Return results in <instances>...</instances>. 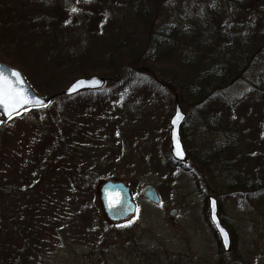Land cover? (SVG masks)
Listing matches in <instances>:
<instances>
[{"label":"rangeland","instance_id":"obj_1","mask_svg":"<svg viewBox=\"0 0 264 264\" xmlns=\"http://www.w3.org/2000/svg\"><path fill=\"white\" fill-rule=\"evenodd\" d=\"M73 1L88 13L96 10V25L60 27L57 35L52 26L47 37L37 33L49 29L39 13L43 5L62 7V0H0V63L22 73L37 94H61L80 78L109 79L94 94L74 101L59 96L1 129L0 264L22 249L25 264H264V92L234 103L256 83L263 89L264 60L222 89L225 100L214 106L187 103L176 84L184 73L205 68V45L226 40L231 47L229 34L255 20L261 31L264 0L262 12L247 14L235 0ZM160 29L183 36L164 31L158 37ZM130 46L140 48L139 57L124 54L116 61L119 71H102L112 51ZM85 56L74 71L70 60ZM189 59L198 66L178 69ZM128 75L135 80L123 85ZM175 98L185 115L184 164L170 155ZM43 149L51 156L40 164L36 155ZM110 180L131 191L137 210L128 220L104 215L99 188ZM146 186L157 204L142 197ZM208 198L217 201L230 235L229 253L209 223ZM27 221L39 226L27 228Z\"/></svg>","mask_w":264,"mask_h":264},{"label":"trees","instance_id":"obj_2","mask_svg":"<svg viewBox=\"0 0 264 264\" xmlns=\"http://www.w3.org/2000/svg\"><path fill=\"white\" fill-rule=\"evenodd\" d=\"M6 1V0H5ZM22 1V0H19ZM40 4L43 5L42 0H37ZM31 2V1H29ZM33 3V2H31ZM234 3H240L242 5L241 7V14L242 12L249 9H258L256 11L262 12V5L258 4L259 0H235ZM39 5V6H42ZM13 6V5H12ZM39 6H34L36 9L39 8ZM43 5L42 8L44 9L43 12H40L39 15L41 17L38 21H44L49 26V29H39L37 30V33L46 34L47 37L50 36V29L52 26L55 28V35H57L60 31V27L63 30H74L75 28L80 29V31H83V26L87 27H93L97 23V15L94 14L96 10H94L90 13H88L89 9H85L84 11L78 7V10L76 13L72 14L67 11H65L62 7H58L57 5H52V7H48L47 9L44 8ZM49 6V5H48ZM17 8V7H16ZM18 9V8H17ZM237 11V9H236ZM238 12V11H237ZM250 16H256L255 13L250 12L248 13ZM75 18L78 20L77 22L70 23V21H76L72 20V18ZM258 17V16H256ZM245 20L250 22L251 20H255L253 17H245ZM263 24L257 28L256 20L253 23V26H246L241 31L234 32L232 31L231 34H229V43H231V47L227 45V42L225 40L224 45L216 46L214 44L205 45L204 47L208 48L210 53L208 55V61L205 64V68L203 69H196L193 72V75H189L187 73H184L182 78H180V83L176 82L177 86L179 87L178 92L181 95V98L185 100L187 103L191 102L194 106L198 107L199 109H202L204 106H214L215 100H225L222 95H220V91L222 89H225L230 84L236 82L240 78H242L243 73L247 71L252 64H255V61L259 58L264 60V15H262ZM37 22V20H36ZM35 22V23H36ZM68 22V23H67ZM244 22V21H243ZM242 22V23H243ZM91 25V26H90ZM256 25V28H255ZM259 30V31H258ZM66 31V32H67ZM165 30L160 29L159 32H157V36L160 37V35L163 34ZM88 32V31H87ZM168 34L175 35V37H182L183 34H180L177 31H165ZM84 35V33H83ZM231 36V37H230ZM86 36H84L83 39H85ZM258 38V39H257ZM154 49L156 51L159 49V51H162L159 44L154 45ZM212 52V53H211ZM126 55L130 58L132 57H139L140 54V48L139 47H127L123 50H114L112 51L106 58V68L103 67L102 71L108 75H113L120 69L118 68L119 65L117 64V60H120L122 58V55ZM161 54V53H159ZM163 54V53H162ZM86 56L82 57L81 59L77 58L76 60H70V64L74 65L73 69L75 71V67L77 68L78 65H82V63H85ZM197 59H189L187 60L186 64H183L182 62L177 63V67L180 70H183L185 67L186 69H193V67L198 66ZM183 64V66H182ZM264 67V62H263ZM177 68H173L172 70H176ZM172 77V73L170 74ZM258 81L260 84L264 85V71L261 73V75L258 77ZM135 77H132L131 75H128L125 79L123 85H127L129 82H134ZM112 84V83H111ZM259 83L254 84L255 87L253 92L246 93L245 95L240 96L236 101H234L235 105L246 101L248 98L246 95L256 93V92H264V86L259 87ZM122 87V86H119ZM96 93V92H95ZM254 93V94H255ZM94 94V92H93ZM83 94H80L74 98H70L68 100L74 101L80 98ZM86 95V94H85ZM251 96V95H250ZM94 97V96H93ZM184 102V101H183ZM227 103V102H225ZM214 116V115H213ZM212 116V117H213ZM216 116V115H215ZM71 126V125H70ZM56 143V142H55ZM59 142L56 143L58 145ZM65 144V142H64ZM38 150L36 155V161L38 163H43V161L46 163L48 158L51 156V150ZM46 158V160H45ZM31 169H33L34 174L38 173V167L37 164L33 163L30 164ZM50 182V181H48ZM45 204V203H44ZM43 205V204H41ZM40 205V206H41ZM21 218V217H20ZM24 220H27L26 218ZM30 221H27L29 223ZM39 226L38 222H30L27 226V228L30 227H36ZM32 239H35L33 235H30ZM28 246V245H27ZM10 258V260L8 259ZM27 258L26 251L24 249L20 251H11L9 252L6 257L4 256L2 258L3 264H25L21 263V260Z\"/></svg>","mask_w":264,"mask_h":264},{"label":"water","instance_id":"obj_3","mask_svg":"<svg viewBox=\"0 0 264 264\" xmlns=\"http://www.w3.org/2000/svg\"><path fill=\"white\" fill-rule=\"evenodd\" d=\"M63 8L71 13L76 12L77 5L73 0H62ZM75 9V11H73ZM13 73H18L19 77ZM0 77L4 81L20 93L28 102L18 106L15 111L0 105V130L9 121L21 116L23 113L31 110H40L47 108L51 101L59 96L73 97L83 92H93L101 90L107 79L103 77H91L89 79L80 78L71 83L61 94L46 97L37 94L28 84L25 77L18 70L0 63ZM80 82H83L81 84ZM75 88V90H73ZM185 120V115L182 113L178 104V100L174 101V113L169 122V143L170 155L178 164L186 162V152L184 150L180 130ZM178 153H182L178 155ZM144 199L152 204H157L159 198L151 186H146L141 192ZM99 201L105 217L110 222H122L133 216L136 212V204L134 203L130 189L121 182L107 181L99 188ZM208 218L214 232L217 234L221 248L224 253H229L231 247V239L228 231L222 225L218 216L217 201L214 198L208 199ZM175 211L170 212V216H174Z\"/></svg>","mask_w":264,"mask_h":264},{"label":"snow or ice","instance_id":"obj_4","mask_svg":"<svg viewBox=\"0 0 264 264\" xmlns=\"http://www.w3.org/2000/svg\"><path fill=\"white\" fill-rule=\"evenodd\" d=\"M85 2H88V0H85ZM73 11H75V9H73ZM13 75L19 77L18 73H13ZM80 83L83 84V82ZM73 90H75V88ZM27 102L28 101L24 99L20 93L0 77V105L15 111L18 106ZM178 155H181L182 158V153H178Z\"/></svg>","mask_w":264,"mask_h":264}]
</instances>
